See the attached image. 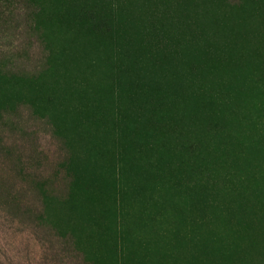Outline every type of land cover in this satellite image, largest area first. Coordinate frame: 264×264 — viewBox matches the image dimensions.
Segmentation results:
<instances>
[{
  "label": "rangeland",
  "instance_id": "rangeland-1",
  "mask_svg": "<svg viewBox=\"0 0 264 264\" xmlns=\"http://www.w3.org/2000/svg\"><path fill=\"white\" fill-rule=\"evenodd\" d=\"M0 264H264V0H0Z\"/></svg>",
  "mask_w": 264,
  "mask_h": 264
}]
</instances>
